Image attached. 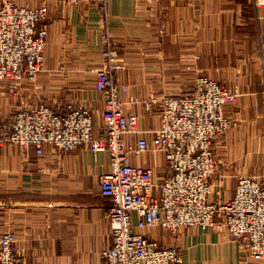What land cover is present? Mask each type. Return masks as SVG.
<instances>
[{
	"label": "crops",
	"instance_id": "obj_1",
	"mask_svg": "<svg viewBox=\"0 0 264 264\" xmlns=\"http://www.w3.org/2000/svg\"><path fill=\"white\" fill-rule=\"evenodd\" d=\"M16 1L48 8L49 41L37 81L0 84L2 127L9 129L17 111L41 102L57 110L75 103L94 114L101 131L105 101L95 88V69L103 64L102 37L108 32L126 65L117 76L127 88L126 112L140 117L141 134L132 142L151 138L160 126L157 110L144 109L151 94L179 96L196 78L209 77L239 94L226 108L236 127L214 145L220 165L211 180L212 200L230 199L240 176L264 187V1L108 0L105 12L68 0ZM134 163L153 168L161 181L163 154L147 153ZM109 167L107 153L88 148L60 153L47 146L39 156L0 146V237L15 233L13 249L25 264H104L113 240L111 202L101 193ZM135 231L163 247H178L184 264H257L225 230L182 229L175 236L160 227Z\"/></svg>",
	"mask_w": 264,
	"mask_h": 264
},
{
	"label": "built area",
	"instance_id": "obj_2",
	"mask_svg": "<svg viewBox=\"0 0 264 264\" xmlns=\"http://www.w3.org/2000/svg\"><path fill=\"white\" fill-rule=\"evenodd\" d=\"M264 0H257L260 5ZM73 5H96L106 11L108 0H68ZM49 11L45 6H21L0 0V84L34 81L45 69L49 41ZM103 64L95 69V88L104 97L103 126L97 132L94 114L69 104L57 110L46 102L17 111L11 127H2L0 146L15 145L24 152L44 155L47 146L60 153L88 148L107 153L109 171L101 177V193L111 202L107 217L112 246L104 264H184L178 247H163L141 230L160 227L171 235L182 229L227 231L240 251L254 263L264 264V187L240 176L233 196L212 200V178L220 162L215 142L236 127L226 108L237 103V90L208 77H198L190 91L179 96L151 94L144 102L147 113L157 110L160 126L151 138L141 134L140 117L127 113V88L117 82L126 69L116 42L108 32L102 37ZM264 60V37H260ZM147 153H161L166 162L161 181L153 168L137 165ZM220 195L219 193L217 194ZM133 214L137 215L134 226ZM16 235L0 237V264H25L15 253Z\"/></svg>",
	"mask_w": 264,
	"mask_h": 264
},
{
	"label": "rangeland",
	"instance_id": "obj_3",
	"mask_svg": "<svg viewBox=\"0 0 264 264\" xmlns=\"http://www.w3.org/2000/svg\"><path fill=\"white\" fill-rule=\"evenodd\" d=\"M46 7V6H45ZM209 78V77H208ZM211 79V78H210ZM38 79H36V80H34V81H31V80H28V79H26V81H28V82H35V81H37ZM25 81V80H24ZM4 83H8V82H4ZM220 84V83H219ZM46 103H48V102H46ZM49 104V103H48ZM69 104H73V105H76L75 103H68L67 105H69ZM50 105V104H49ZM66 105V106H67ZM79 106H81V105H79ZM247 177V176H246ZM250 178H252V177H250Z\"/></svg>",
	"mask_w": 264,
	"mask_h": 264
}]
</instances>
